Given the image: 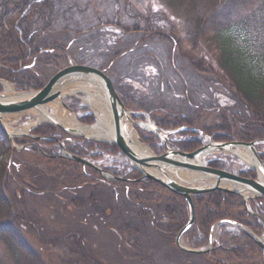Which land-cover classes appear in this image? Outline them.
Instances as JSON below:
<instances>
[{
  "label": "trees",
  "instance_id": "16d2710c",
  "mask_svg": "<svg viewBox=\"0 0 264 264\" xmlns=\"http://www.w3.org/2000/svg\"><path fill=\"white\" fill-rule=\"evenodd\" d=\"M160 1L174 11L173 18L166 15L167 13H162L163 18L159 17L165 21L164 26L158 25V21L151 22L149 16L142 20L143 16L138 13L133 21L134 25L131 27L121 25L126 33L113 45H108L110 48L105 45L107 51L98 54L97 50H100L102 45L96 42L92 46L96 49V54L80 59V52L84 54L83 51L86 50L83 48L86 46L84 43L86 34L81 33L79 29L70 28L68 24L61 29L58 28L61 22L59 21L61 0H0V8H3V12L0 13V44H6L8 50H11L7 54L0 50V78L13 83L19 82L20 88H24L25 85L35 89L43 87L45 82L34 74L31 68L20 70L24 63L33 59L34 55H38V58H35L37 64L44 66L50 64L58 68L70 60L76 63L90 61L93 65L95 59L99 58L100 65H97L99 68L106 69L104 65L109 66L115 73L118 67L113 65V61L125 58L128 54L133 56L134 67L142 62L148 65L158 64L159 57L153 48L156 43H161L162 47L170 52L169 59L174 68L172 69L181 79L184 90V99L181 101L184 104L179 107L183 109L175 111L176 109L169 108L170 111H166L159 108L155 100L149 101L144 97H138L132 86L128 88L116 83V88L127 107L149 112L160 127L185 128L179 133L184 139L175 143V147L182 151H194L202 144L198 132L191 130L193 127L204 131L216 141L250 142L264 138V0ZM120 24L118 21V27ZM166 25L168 27H165ZM93 30L87 33L90 39L87 38L85 41L92 43V38L96 39ZM46 31H49V37L46 39L49 42L41 46L37 37ZM183 41L188 42L190 46L185 48L182 45ZM48 47L53 49L42 53L43 48ZM176 62L178 67L174 66ZM26 70L33 73L32 77L23 74ZM211 91L213 93L224 91L234 103L221 108L215 107L201 96ZM161 107L165 108L164 105ZM212 109L219 110V114L214 118L217 120L216 123L203 119V113ZM81 120L92 123L94 117L86 115ZM56 130L54 127L44 125L37 128L36 132L41 136H49ZM0 133L3 135L1 129ZM141 136L153 149L161 151L156 136L144 132H141ZM42 142L49 144L53 141ZM81 144V146L69 144L68 148L80 156H87L94 150L95 152L91 154L93 158L120 152L117 146L108 143L83 140ZM258 149L264 161V146L260 145ZM33 151L30 153H36L41 163L36 165L22 162L21 166H24L26 172H20L21 167L18 168L16 164L11 166L12 172H9V167L0 164V240L19 254L22 264H40L38 254L31 250L24 236L27 227L24 222L28 220L26 222L32 226L29 220L35 219L32 215H38L37 210H31L32 203L30 204L29 200L37 202L36 200L41 198L47 202L50 193L53 196L67 197L74 207L75 202L79 200L73 191L78 192L81 187L93 185H96L97 189L99 187L112 189L117 201L120 197L117 196L118 191L125 190L126 202L132 207L135 206V212H138L136 215L144 220L140 223L128 221L123 226L136 233L142 229L141 227L145 233L153 232L151 234L158 236V242L154 241L155 246L165 254L172 244L179 251H174L175 254L200 256L211 264H264L263 252L252 236L229 223L220 226L214 247L205 253H190L177 247L175 238L189 219V207L185 198L157 182L141 180L142 175L136 169L108 167L107 169L120 179L104 180L89 166L56 154L49 155V150H46L48 154ZM210 165L232 168L228 161L222 160H212ZM54 171H57L55 179L49 183V175ZM240 173L253 177L251 171ZM81 198L85 203L82 204L84 217L91 219L87 225L92 227L93 231L109 227L113 212L116 217L121 214L118 208L113 209V204L112 206L103 201L108 198V194L103 195L101 192L98 196L93 189L91 193ZM193 200L196 209L195 224L184 235V240L190 247L205 246L209 242L213 226L221 221L240 223L257 235L263 232L264 227L260 219L247 211L246 204L239 195L212 191L196 194ZM79 207L80 204L77 213H80ZM128 207L122 205L123 210L128 212L127 215L130 213ZM249 207L252 212L260 214L264 219V198L249 201ZM21 208H24L23 214ZM139 224L142 226H138ZM38 228L40 229V226ZM121 233L120 237H123ZM53 234L55 237L59 236L55 231ZM63 240L67 238L61 241ZM130 242L126 240V245ZM73 244L76 250L71 249L73 253H77V250L82 252V242H78L77 239ZM130 245L132 247V244ZM135 253V257L140 260L152 258L151 252L141 251L139 248ZM85 256L87 255L83 253V257ZM121 257L128 258L127 255Z\"/></svg>",
  "mask_w": 264,
  "mask_h": 264
},
{
  "label": "rangeland",
  "instance_id": "374dc122",
  "mask_svg": "<svg viewBox=\"0 0 264 264\" xmlns=\"http://www.w3.org/2000/svg\"><path fill=\"white\" fill-rule=\"evenodd\" d=\"M59 10L61 13V17L59 18V21L61 20L58 26L59 29H61L62 26H66L68 24L70 28L79 29L82 31L81 33H84V35L86 34L85 39H90V36L87 33L94 28L93 31H95L94 35L96 39L94 40L92 38V43H89V41H85L83 38L86 45L83 48L86 50L83 51L84 54L80 52V59L88 58L93 56V54H96V49L92 47L96 42L102 45V48L97 50L98 54L107 51L104 48L105 45L107 48H110L108 45H113L114 42H116L120 37H122L124 33H126L124 32L125 29H122L121 25L128 27L134 25L133 21L138 13H141L143 16L142 20L147 19L149 16L151 18V22L158 21L157 24L161 26H164L165 21L159 17L163 18V14L166 13V15L170 16V18H173L174 16V11L172 9H168L164 4H162L160 0H61V6L59 7ZM1 12H3V8H0V13ZM118 21L121 22L119 27L117 25ZM165 27L168 26L166 25ZM48 34L49 31H46L41 32V34L38 35L37 40L41 46L45 42H49L46 41V39L49 37ZM237 35L241 36L240 34ZM182 45L185 48L190 46V44L185 41L182 42ZM83 48L81 50H83ZM50 49L53 48H43L42 53L50 52ZM0 50L2 53L4 52L6 54L11 52V50H8L6 44H0ZM153 51L159 57L158 64L151 63L148 65L142 62L140 65L134 67L132 66L133 56L128 54L125 56V58L115 60L113 61L114 63L111 62L113 65L115 64L114 66L118 67L116 73L113 72L112 69H109V66L104 65V67L108 69L110 75L114 78V81L117 84L119 83L121 86L125 85V87L128 88L132 86L136 92L135 94L138 97H144L149 101L150 99L155 100L154 102L156 105L166 111H170L169 108L171 110L176 109L175 111H179L183 109V107L179 106H183L184 104V102L181 101V99H184V90L180 77L173 70V65L170 63V52L168 53L167 50L162 47L161 43H156ZM35 58H38V55L33 56L34 60L31 59L24 63V66H22L20 70H24L26 67L29 69L31 68L30 70L39 76L43 82H45L43 87L55 74L69 65V63H64L62 65L63 67L61 68L54 67L50 64L48 66H44L37 64L35 62ZM79 64L91 65V62L83 61ZM93 65H100V59L96 58ZM174 66L178 67L177 62ZM28 71L29 70L24 71L23 74H29V77H32L33 73ZM5 81L9 82L15 90L17 89L16 86L21 85L19 82L14 83L16 85L15 86L11 81ZM5 81H0V88L2 92L4 90L3 82ZM83 81H85V79ZM90 81H87L89 86L92 85V82H94ZM78 82L74 81L69 83L68 87L74 89ZM201 83H203V81ZM25 87L27 86L25 85ZM131 92L132 94L134 93L133 91ZM77 95H79L80 98L73 96L72 93H70L69 96L64 97V100L67 101L68 104L72 105L75 110L77 107H79L76 111H74L76 112V117L81 116L83 113H87V111L89 113L96 112L90 103L85 102V99L88 98L86 92L79 91ZM195 95L197 96V93ZM201 96L206 101L214 104V106L217 108L234 103L229 98V95L224 91H217L215 93L211 91L209 94L203 93ZM163 105L165 108L161 107ZM54 106L55 105L53 102H51L44 105L43 108L51 112ZM58 107L60 108V111L62 109L66 112L62 105H58L57 108ZM37 114L38 112L35 109H32L22 113L10 114L6 117V121L9 125H11V127L16 129L19 128L22 131H25V128L30 127L33 129L34 127L38 126ZM203 114V119H208L207 122L216 123L217 120L214 118L219 114V110H206ZM144 122H146V120H144ZM140 128L145 131H150L147 130L148 128L145 126H140ZM27 131L29 132V130ZM5 136L6 135H1L0 133V164L9 167V172H12L11 166L13 167L15 164L18 166V168L21 167L20 172H26L24 166H21L22 162L36 165L41 163L36 153H30L34 151L29 150L28 153H23V151H21L19 148H16V146L12 148L11 141L9 140L8 136ZM41 144L42 146L46 145L43 142H41ZM48 146L50 147L51 145ZM229 156L232 159L231 161L233 164L236 165L235 169H237V171L242 169L249 170V166L232 153L221 154L220 158L226 160V158ZM210 157H208V159ZM43 162L45 163V161ZM105 163L107 164L108 161ZM56 172L57 171H54L53 174L50 173L49 183L55 179L54 177ZM252 173L253 177H255L256 173L254 171H252ZM207 181L208 180H206V182ZM96 187V185L89 186L87 188L81 187L78 189L80 190L78 192L74 190V196L77 195L76 198L79 200L75 202L74 207L71 206L73 203L70 202V199L67 197H58L56 195L53 196L50 193L48 195L49 201L47 200V202L43 201L41 198H38V200H36L37 202H32V200H29L30 204L32 203L31 210H37L38 215H32L35 217V219L29 220L32 226H29L28 222H26L28 220L24 222V224L27 226L25 227L26 233L24 236H26V241L28 244H30L31 250L38 254V261L40 264H211L207 261V259H204L200 256H188L180 253L175 254V252L179 251H177L172 244L169 246L170 250L168 253L165 254V252L161 251L160 248L156 247L154 244V241L158 242V236L156 234H151L153 233L151 231H149V233H145L143 227H141L142 229H139V232L136 233L133 230H129V227L123 226L128 221L140 223L144 220L143 218H140L138 215H136L138 212H135V206L132 207L126 202L124 196L126 195V191H118L117 196L120 197L117 201L115 196H113L115 194L112 189L101 187L97 189ZM93 189L98 196H100L101 192L103 195L108 194V198H105L103 201L108 202L109 205L113 204V209L118 208L121 212L119 217L114 216L115 212H113L111 217L112 223L109 227L104 228V230L101 228V230L93 231L92 227L87 225V222L90 224L91 219L84 217L85 212L82 208V204L85 205V203L81 196L85 197L88 193H91ZM78 194H81V196H78ZM78 204H80L79 211L82 218L80 213H77ZM122 205L129 206V215H127L128 212L126 213L123 210ZM23 211L24 208H21L22 214ZM26 219L29 218L26 217ZM38 226H40V229ZM138 226L142 225L139 224ZM232 230L236 231L234 229ZM53 231L58 233L59 236L55 237ZM118 231L120 233L122 232L121 234L123 237H120L121 235ZM216 231V236H214V238H218L220 228L218 230L216 229ZM65 238H67V240L61 241ZM77 239L78 242H82V247H80L82 248V252L87 256L83 257V253L81 251L77 250V253L75 252V254L71 250H75L73 248V242H75ZM121 240H123L122 243H120ZM126 240L131 241L129 245H126ZM130 244H132V247ZM183 245L187 246V242L185 240H183ZM138 248L141 251H147L148 253L151 252L152 258L150 260L137 259L135 257V252L138 250ZM122 255H127L128 258L121 257ZM0 264H22V262L19 260V254H17L14 249L1 240Z\"/></svg>",
  "mask_w": 264,
  "mask_h": 264
},
{
  "label": "water",
  "instance_id": "95a60500",
  "mask_svg": "<svg viewBox=\"0 0 264 264\" xmlns=\"http://www.w3.org/2000/svg\"><path fill=\"white\" fill-rule=\"evenodd\" d=\"M73 76H84L92 80L95 78L100 81L105 90L106 96L108 97L113 119L114 138L112 143L116 144L136 164L137 168L143 174V178L141 179L158 182L172 192L182 195L186 199L189 205L190 216L187 224L179 231L176 237V242L180 247L190 252L201 253L206 251L188 248L180 243L181 237L195 223L196 211L193 202L194 194L220 190L236 193L242 196L246 202L249 198L264 197V181L259 175L257 178L244 177L227 170L213 168L209 166L207 162H203V160H205L211 153L228 152L241 157L237 151L247 148L253 153L259 165V169L264 173V164L255 148L257 144H264V139H259L253 142H211L204 144L202 147L193 152L169 149L167 152L157 155L155 153L146 154L141 151H137L134 148L135 141L128 133V127L135 132L137 140L144 144V141L134 128L137 122L133 119V115L143 113L134 112L126 108L117 90L115 89L112 78L104 71L86 64H71L70 66L60 70L43 88L36 91L20 92L14 90L11 93L0 92V127L7 134L13 147L16 146L15 138L18 134L9 128L6 117L9 114L20 113L30 109L43 107L53 101H59L66 109L71 111L67 104L63 101V98L67 94H63V92L59 89V85L68 81L70 77ZM54 123L67 132L70 130L58 121H54ZM149 127L152 132L163 139H167L168 136L163 134L154 123L149 125ZM198 132L200 131L198 130ZM68 157L72 160L95 168L100 174L103 173V169L96 166L90 160H86L70 152H68ZM110 178L115 180L120 179L119 177H115L113 175H111ZM193 179L201 184L195 183ZM206 180L208 181L206 182ZM230 223L239 226L242 230L251 235L264 252V233L262 236H258L248 231L239 223ZM211 244L212 240L210 245Z\"/></svg>",
  "mask_w": 264,
  "mask_h": 264
},
{
  "label": "bare ground",
  "instance_id": "6f19581e",
  "mask_svg": "<svg viewBox=\"0 0 264 264\" xmlns=\"http://www.w3.org/2000/svg\"><path fill=\"white\" fill-rule=\"evenodd\" d=\"M83 77L79 76H73L70 77L68 81H65L59 85V89L63 92V94H77L79 91H84L88 95V98L85 99V102L90 103L92 108L96 111L98 122L94 126H84L80 124L75 116H69L64 110L57 106L59 105L58 101H54L53 104L55 105L53 107V110L50 112L43 107L36 108L35 110L38 112V121L37 122H43V121H58L63 126L70 128L72 133L77 135H85L88 137L101 139V140H113L114 138V127H113V119L111 114V109L109 106V100L106 96L105 90L102 87L100 81L97 79H93L95 82L90 81L89 79H86L87 81L92 82V85H88L87 81H83ZM97 80V81H96ZM74 81H79L76 87L69 88L68 84L72 83ZM4 85V91L6 93H11L14 89L12 85L8 82H3ZM128 133L130 137L135 141L134 142V148L137 151H141L146 154H151V151L149 148H147L145 145L140 143L135 136V132L128 127ZM238 154L241 152L237 151ZM243 158V160L251 167L255 168L262 180L264 181V173L259 169V165L257 163V160L253 156L252 153L247 154H240ZM192 178V177H191ZM193 181L197 184H201L199 182H196L195 179Z\"/></svg>",
  "mask_w": 264,
  "mask_h": 264
},
{
  "label": "flooded vegetation",
  "instance_id": "af4514ba",
  "mask_svg": "<svg viewBox=\"0 0 264 264\" xmlns=\"http://www.w3.org/2000/svg\"><path fill=\"white\" fill-rule=\"evenodd\" d=\"M57 135V133L56 132H54L53 133V135ZM59 134H61V133H59ZM55 135V136H56ZM62 135V134H61ZM62 138H64V137H61V139ZM24 143H34L35 145H37V146H42V144H41V142H35L34 140H32V139H27L26 141H24ZM65 143H66V141H65ZM171 144L173 145V146H175V142H171ZM44 145V144H43ZM82 144H80V146H81ZM74 146H77V145H74ZM44 148H46V149H49V146L48 145H45V146H43ZM34 150H36V149H34ZM84 154H86L87 155V153L84 151Z\"/></svg>",
  "mask_w": 264,
  "mask_h": 264
}]
</instances>
